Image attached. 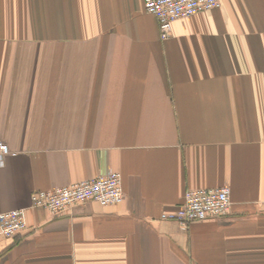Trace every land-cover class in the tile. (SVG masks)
Returning <instances> with one entry per match:
<instances>
[{"label": "crops", "instance_id": "crops-1", "mask_svg": "<svg viewBox=\"0 0 264 264\" xmlns=\"http://www.w3.org/2000/svg\"><path fill=\"white\" fill-rule=\"evenodd\" d=\"M144 0H0V264H264V0L175 21ZM114 171L123 201L53 214L31 194ZM227 215L161 220L189 189Z\"/></svg>", "mask_w": 264, "mask_h": 264}, {"label": "built area", "instance_id": "built-area-1", "mask_svg": "<svg viewBox=\"0 0 264 264\" xmlns=\"http://www.w3.org/2000/svg\"><path fill=\"white\" fill-rule=\"evenodd\" d=\"M220 0H144L145 11L158 22L160 37H170L172 24L180 19L208 12L220 7ZM11 152L5 143H0V165ZM124 195L120 186V175L109 171L104 175L83 180L68 186L31 194V206L57 214L77 204L88 201L102 207L120 204ZM230 190L224 186L217 189H189L185 192L182 205L172 213H164L161 220L176 222L187 228L193 222L220 218L229 212ZM26 228L25 211L16 209L0 213V239H12Z\"/></svg>", "mask_w": 264, "mask_h": 264}]
</instances>
